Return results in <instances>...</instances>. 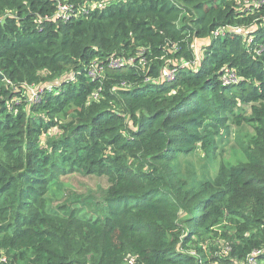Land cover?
Wrapping results in <instances>:
<instances>
[{"label": "trees", "instance_id": "obj_1", "mask_svg": "<svg viewBox=\"0 0 264 264\" xmlns=\"http://www.w3.org/2000/svg\"><path fill=\"white\" fill-rule=\"evenodd\" d=\"M56 8L0 0L2 264H230L264 249V0H106L69 20ZM230 116L253 127L244 161L199 185L178 176L173 162L210 152ZM67 173L106 176L96 209L53 206ZM215 227L229 251L210 256Z\"/></svg>", "mask_w": 264, "mask_h": 264}, {"label": "rangeland", "instance_id": "obj_2", "mask_svg": "<svg viewBox=\"0 0 264 264\" xmlns=\"http://www.w3.org/2000/svg\"><path fill=\"white\" fill-rule=\"evenodd\" d=\"M194 43L199 48L202 41L194 40ZM234 112L240 116H247L250 113V106H236L234 107ZM227 123L229 125V133L226 135L222 134L220 135L221 137H215V145L210 152L205 154L202 149L197 148L190 155L178 157L173 162L178 176L185 178L188 183L199 185L203 181L213 180L220 163L234 165L244 161L238 141L246 142L249 136L253 134V127L245 121L237 124L231 116L228 118ZM48 132L50 135H55L59 132V128L54 127ZM108 186L109 182L104 175L67 173L60 177L59 186H54L49 192V196L52 199L53 206L62 202L72 205L79 203L80 200H84V208L91 211L96 209L98 204L102 203ZM215 229L218 231L216 237L207 240V243L210 240L214 241L212 246L216 250L214 252L209 247L207 252L210 256L221 253L222 249L226 247V242L221 240L220 228L215 227ZM124 264H136L134 256L128 254Z\"/></svg>", "mask_w": 264, "mask_h": 264}, {"label": "built area", "instance_id": "obj_3", "mask_svg": "<svg viewBox=\"0 0 264 264\" xmlns=\"http://www.w3.org/2000/svg\"><path fill=\"white\" fill-rule=\"evenodd\" d=\"M56 2V11L54 16H57L63 20H69L71 18H78L79 14H86L95 8H103L106 6V0H84L82 2H79L77 5L68 3V2H63L62 0H55ZM224 33L223 29H217L213 32L214 36H218ZM126 61L121 58V57H109L105 65L109 69H115L119 67H125L126 66ZM188 64V63H187ZM101 64H99L96 60H93L91 64L88 65L86 69V75L89 76L90 78H96L100 71H101ZM102 72V71H101ZM174 72V69L171 68H166L163 69L161 72V77L162 78H170ZM101 74V73H100ZM222 81L224 84H236L238 82V74L234 69L231 68H226L225 69V74L222 76ZM47 84H44L43 87H45ZM36 87H29V99L32 102H37L40 100V96L37 92ZM223 240V239H221ZM224 251L228 252L229 247L226 242V247L222 249L221 255H224ZM264 251L263 248L261 249H254L252 250L249 254L246 255V257L242 260H234L230 264H260L259 262V255ZM6 262V257L1 254L0 255V264Z\"/></svg>", "mask_w": 264, "mask_h": 264}, {"label": "water", "instance_id": "obj_4", "mask_svg": "<svg viewBox=\"0 0 264 264\" xmlns=\"http://www.w3.org/2000/svg\"><path fill=\"white\" fill-rule=\"evenodd\" d=\"M1 22L3 23V22H4V20H1ZM0 77L2 78V77H3V75H2V74H0Z\"/></svg>", "mask_w": 264, "mask_h": 264}]
</instances>
